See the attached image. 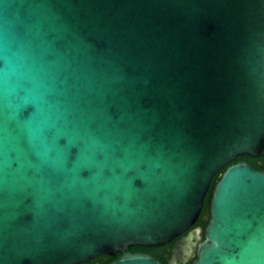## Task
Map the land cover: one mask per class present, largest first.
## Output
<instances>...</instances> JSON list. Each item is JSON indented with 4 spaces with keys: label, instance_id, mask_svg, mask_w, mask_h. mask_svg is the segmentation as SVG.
<instances>
[{
    "label": "water",
    "instance_id": "95a60500",
    "mask_svg": "<svg viewBox=\"0 0 264 264\" xmlns=\"http://www.w3.org/2000/svg\"><path fill=\"white\" fill-rule=\"evenodd\" d=\"M88 128L116 157L54 168ZM263 151L264 0H0V264H264Z\"/></svg>",
    "mask_w": 264,
    "mask_h": 264
},
{
    "label": "snow or ice",
    "instance_id": "6c2138e0",
    "mask_svg": "<svg viewBox=\"0 0 264 264\" xmlns=\"http://www.w3.org/2000/svg\"><path fill=\"white\" fill-rule=\"evenodd\" d=\"M29 28L30 25L21 24L15 33L16 37L27 39ZM20 108L22 111L26 112L31 108V104L27 100H24L20 105ZM110 123V119L102 117V125L100 127H109ZM9 127H14L20 132L21 136L23 135L24 130L18 120L10 121ZM78 135L80 140L78 151L77 146L72 145L71 142H69V144L63 149V153H66V155H62V158L60 159L50 161L54 168L60 169L65 173L76 175L77 168H68L67 166V162L71 159L73 151H76L79 163L84 166L85 172H94L98 164L106 163L109 159L116 157L118 151L117 142H114L112 138L104 135L100 128H88L83 131L80 130ZM41 142L46 143V138H42ZM44 163L47 164L49 161L45 159Z\"/></svg>",
    "mask_w": 264,
    "mask_h": 264
},
{
    "label": "flooded vegetation",
    "instance_id": "af4514ba",
    "mask_svg": "<svg viewBox=\"0 0 264 264\" xmlns=\"http://www.w3.org/2000/svg\"><path fill=\"white\" fill-rule=\"evenodd\" d=\"M256 159H258L259 161L255 162V165H252V164H249V163L248 164L251 165L253 168L259 170V171H264V151L261 154V156L256 158ZM223 172L221 174L219 173L217 175L218 176V181L220 180L221 175L223 174ZM217 182L215 183V185L217 184ZM215 185H214V188H215ZM214 188H213V190H214ZM210 190H211V188H210ZM213 190H212V194H213ZM209 194H210V191H209L208 195ZM208 195H207V197H208ZM207 197H206V199H207ZM201 219H203L204 221H207V223L209 222V219H210V209L208 211H206L205 210V206H204V209H203V211L201 213V216L198 219V221L201 220ZM198 221H197V223H198ZM197 223L194 225V227L191 230H195L197 228H200V227L197 226ZM202 231H204V229H202ZM184 235H186V234H184ZM202 235H203V233H202ZM175 241L176 240H174L173 242L168 243L166 245L160 246V247H153L154 248V255H151V256L154 257L155 259L161 261L163 264H193V261L196 259L195 256L187 263H182L181 262V257L179 256L178 250L175 247ZM129 251H131L130 248H129ZM132 253H136V252H132ZM109 258H110V256H102L100 258H96V259H93V260H91V261H89L87 263H82V264H102L99 261V259H104L105 262H108ZM117 260H115V261H117ZM115 261L108 262V264H111V263H113Z\"/></svg>",
    "mask_w": 264,
    "mask_h": 264
},
{
    "label": "trees",
    "instance_id": "16d2710c",
    "mask_svg": "<svg viewBox=\"0 0 264 264\" xmlns=\"http://www.w3.org/2000/svg\"><path fill=\"white\" fill-rule=\"evenodd\" d=\"M241 161H245L249 164H252V165H255V162H258L259 160L256 159V158H252L250 156H247V155H242V156H239L236 158V160L233 162L234 163H238V162H241ZM224 170H222L220 172V174L223 172ZM218 181V176L215 177L213 183H212V186H211V190H210V194L208 195L206 201H205V210L208 211L210 209V203H211V198H212V190L214 188V185L215 183ZM207 225V221H204L203 219L199 220L198 223H197V226L204 229ZM204 236V234H203ZM130 250L132 252H140V253H143V254H149V255H154V248L153 247H139V246H135V247H130ZM121 257V254L119 253L117 256L115 257H110L108 259V262H112V261H115L117 259H119ZM99 261L102 263V264H108V262H105L104 259H99Z\"/></svg>",
    "mask_w": 264,
    "mask_h": 264
}]
</instances>
